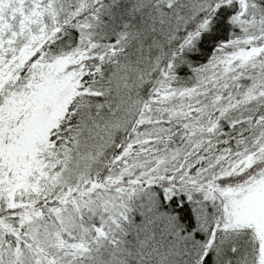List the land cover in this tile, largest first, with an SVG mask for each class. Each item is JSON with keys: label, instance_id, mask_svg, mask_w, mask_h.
I'll return each mask as SVG.
<instances>
[{"label": "snow or ice", "instance_id": "1", "mask_svg": "<svg viewBox=\"0 0 264 264\" xmlns=\"http://www.w3.org/2000/svg\"><path fill=\"white\" fill-rule=\"evenodd\" d=\"M0 264H264V0H0Z\"/></svg>", "mask_w": 264, "mask_h": 264}]
</instances>
